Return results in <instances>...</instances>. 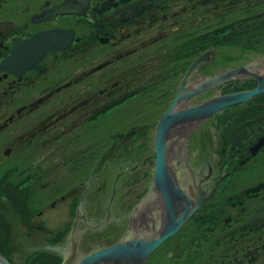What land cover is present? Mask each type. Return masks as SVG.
I'll return each instance as SVG.
<instances>
[{"label": "flooded vegetation", "instance_id": "obj_1", "mask_svg": "<svg viewBox=\"0 0 264 264\" xmlns=\"http://www.w3.org/2000/svg\"><path fill=\"white\" fill-rule=\"evenodd\" d=\"M262 76L264 0H0V262L264 264V92L185 114Z\"/></svg>", "mask_w": 264, "mask_h": 264}, {"label": "water", "instance_id": "obj_2", "mask_svg": "<svg viewBox=\"0 0 264 264\" xmlns=\"http://www.w3.org/2000/svg\"><path fill=\"white\" fill-rule=\"evenodd\" d=\"M52 12H61L64 13L66 11H63L61 7H55L53 8ZM200 59L197 61L199 62ZM197 62L193 65L195 66ZM245 67L250 66H244L240 67V69L234 70L232 72H229V74H237L240 73L241 70H244ZM227 76V75H226ZM210 80H208L209 82ZM258 86L254 90H251V92H241V94H231L230 96L226 97H219L218 99H211L209 102L200 105L197 108L191 109L188 112H186V119L191 121H196L199 119H205L207 116H209L211 113H213L216 110H219L223 106H228L230 103L234 102H241L242 100L251 99L253 96H256L258 94H262L264 92V88L262 87V84H264V76L261 78H257ZM208 82L204 85L207 86ZM167 122H162L160 125V128L157 133V140H164L166 136L164 134H167V132L164 130V125H166ZM101 254V252H98L97 254L89 255L86 258H84L81 262V264H89L90 261L97 262V257ZM105 254V253H104ZM0 264H4L1 263ZM66 264V263H64Z\"/></svg>", "mask_w": 264, "mask_h": 264}, {"label": "rangeland", "instance_id": "obj_3", "mask_svg": "<svg viewBox=\"0 0 264 264\" xmlns=\"http://www.w3.org/2000/svg\"><path fill=\"white\" fill-rule=\"evenodd\" d=\"M234 63L232 62V61H229V65L231 66V65H233Z\"/></svg>", "mask_w": 264, "mask_h": 264}]
</instances>
